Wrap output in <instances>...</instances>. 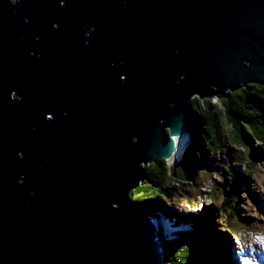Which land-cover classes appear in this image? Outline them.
Listing matches in <instances>:
<instances>
[{
	"label": "water",
	"instance_id": "1",
	"mask_svg": "<svg viewBox=\"0 0 264 264\" xmlns=\"http://www.w3.org/2000/svg\"><path fill=\"white\" fill-rule=\"evenodd\" d=\"M249 83L264 0H0V264H166L168 215L131 192L195 96Z\"/></svg>",
	"mask_w": 264,
	"mask_h": 264
},
{
	"label": "trees",
	"instance_id": "2",
	"mask_svg": "<svg viewBox=\"0 0 264 264\" xmlns=\"http://www.w3.org/2000/svg\"><path fill=\"white\" fill-rule=\"evenodd\" d=\"M219 100L212 103L210 97L193 98L190 145L183 159L175 165L163 158L149 163L144 179L131 192L137 208L162 204L182 213L177 221L190 222L193 233L198 230L197 234H181L185 243L170 244L172 264H227V235H235L239 229H264V219L240 207L245 200L254 199L248 184L258 165L264 164V85L249 83ZM200 170L206 176L199 180ZM192 176L197 177V183L191 185ZM206 179L211 188L208 194L195 195L193 188L200 191ZM202 201L208 204L201 213L180 210L186 204L199 206Z\"/></svg>",
	"mask_w": 264,
	"mask_h": 264
},
{
	"label": "rangeland",
	"instance_id": "3",
	"mask_svg": "<svg viewBox=\"0 0 264 264\" xmlns=\"http://www.w3.org/2000/svg\"><path fill=\"white\" fill-rule=\"evenodd\" d=\"M229 90H227L226 92H228ZM211 97V101L212 103H220V100L218 101V98L221 97V95H213V96H209ZM206 98V97H205ZM208 98V97H207ZM190 135V134H189ZM188 135V137H189ZM189 139L188 140H185L184 144H183V147L182 148V145H181V153H180V158L177 159L176 161H174L175 159H173V162H170L169 164L170 165H175L177 164V162L181 159H183L184 155H185V152H186V149L189 147ZM180 152V150L178 151ZM149 163H147L146 165H148ZM145 165V166H146ZM211 171V170H210ZM213 172V171H211ZM201 174V176L199 177V180L201 177H205L206 176V173L203 171V170H200L199 172ZM213 176H211L210 178L208 179H211ZM215 177V176H214ZM218 175L215 177L217 181H219V178H217ZM192 179H195V180H192ZM192 179L188 181V183H190L191 185L192 184H195L197 183L196 180H197V177H194L192 176ZM210 183L212 182V180L209 181ZM248 188H250V192L251 194L254 196V199H248L246 196V198L248 200H245V203L242 204V206H240L242 209L244 210H248L252 215H256L255 213H257L261 219H264V164H259L257 169H256V172H255V175L253 176L252 178V181H250V183L248 184ZM194 189V194L195 195H198V194H208V191L211 189L210 188V185L208 184L207 182V179L204 180L203 183L200 184V191H196V187L193 188ZM246 189L243 188V191L245 193ZM241 192V193H242ZM207 204H208V201H207ZM207 204H205V202H201L200 205L198 207H196V209H192L193 211L192 212H195V211H198L199 213H201V211H203V209L205 210L207 208ZM155 207H158V208H163V209H160V210H163L166 214H168V217L170 219H173V218H182V213H178V212H175L174 209H167L166 207H164L162 204L161 205H156L154 204ZM138 207V206H137ZM145 207H149V205H145L144 207H141V208H145ZM151 207V206H150ZM153 208V207H152ZM215 211H217V209H215ZM216 213V212H215ZM218 216L220 217V215L218 214ZM221 218H224L221 217ZM180 225V224H179ZM188 225V228H181V229H185V230H180L179 232L180 233H174V232H177V230H174V224L171 226V220L169 222V225L165 226L164 228L166 229L165 231L167 232V236H166V242L167 244L169 243H176L175 241H181L182 243H185V241H187V239H182L180 238L182 235L181 233L185 232V231H190V224L187 223ZM264 231V229H262ZM247 230L245 229H239L238 231H236L235 235H227L226 236V239L224 241V246L226 247L225 250H228L227 248V242H231L233 244V251L235 252H238L240 251V247L239 246H245V249H246V253H249V247H251L252 244L258 242L260 243L259 246L261 247H264V233H262V235L260 236H255L253 235V238H254V242H250L246 236H247ZM198 233V230L196 229V231L192 234H197ZM187 235V234H185ZM188 238V237H187ZM204 238V237H202ZM261 241V242H259ZM241 243V245H237L238 243ZM257 244V243H256ZM238 246V248H237ZM194 247V246H193ZM253 250H256V247L253 246ZM228 252V261L227 263L229 264V261L231 262V264H234L233 261L237 260L236 258L234 259H231V254L229 252V250L227 251ZM259 252V251H258ZM252 255H255L256 256V260L258 261V264H264V254H258L257 252H252ZM168 256H172L171 254V251L168 252ZM226 260V259H225ZM232 260V261H231ZM169 263L167 264H172V260L171 258L169 259ZM236 264V263H235Z\"/></svg>",
	"mask_w": 264,
	"mask_h": 264
},
{
	"label": "clouds",
	"instance_id": "4",
	"mask_svg": "<svg viewBox=\"0 0 264 264\" xmlns=\"http://www.w3.org/2000/svg\"><path fill=\"white\" fill-rule=\"evenodd\" d=\"M211 98V97H210ZM190 136V135H189ZM186 140V139H185ZM179 158H180V156H179ZM154 205V204H153ZM200 205V204H199ZM196 207H198V206H193V205H191V204H186V205H184L180 210H182L183 211V213H185L184 211H188V212H191V211H193L192 209H196ZM197 210V209H196ZM181 211V212H182ZM195 212H197V213H199L198 211H195ZM168 215V214H167ZM168 219H169V222H170V220H171V226L174 224V230H177V232H174V233H180L179 231L180 230H185V229H181V228H188V225H187V223H189L190 224V231H185V232H183V233H181V234H186V232H188V233H193V225L190 223V222H184V221H177V219H175V218H173V219H170L169 217H168ZM180 224V225H179ZM169 225V224H168ZM173 227V226H172ZM248 234H247V236H246V238L250 241V242H254V238H253V235H255V236H260V235H262V233H264V231H248L247 232ZM202 237H203V235H202ZM201 237V238H202ZM181 238V237H180ZM259 242H261V241H259ZM256 243H258V242H256ZM256 243H254V244H252L251 245V247H249V253H246V249H245V246L243 245V246H239V245H241V243L239 242L237 245L240 247V251H238V252H235L234 251V253H235V258L237 259V261H238V264H258V261L256 260L257 258H256V256L255 255H252V252H257L258 254H264V247H261V246H258ZM262 243V242H261ZM225 244V243H224ZM238 246H237V248H238ZM253 246L254 247H256V250H253ZM226 248V247H225ZM259 251V252H258ZM171 258V257H170ZM226 259V258H225ZM229 259V258H228ZM226 261H228L227 259H226ZM170 261L168 260V262L167 263H169ZM166 263V264H167ZM228 264V263H227Z\"/></svg>",
	"mask_w": 264,
	"mask_h": 264
},
{
	"label": "bare ground",
	"instance_id": "5",
	"mask_svg": "<svg viewBox=\"0 0 264 264\" xmlns=\"http://www.w3.org/2000/svg\"><path fill=\"white\" fill-rule=\"evenodd\" d=\"M189 134H190V131H189ZM184 142H185V139H183V140H181L180 141V146L182 145V148H184L183 147V144H184ZM180 153H181V149H180V152H178V154H177V156L175 157V160L174 161H176L177 159H179V156H180ZM181 155H182V153H181ZM173 162V161H172ZM255 175V174H254ZM253 175V176H254ZM253 178V177H252ZM259 244L260 243H257V245L259 246ZM227 248H228V250H229V252H230V254H231V259H234L235 258V253H234V251H233V244L231 243V242H227ZM227 250V251H228ZM232 261V260H231ZM238 261H233V263L235 264V263H237Z\"/></svg>",
	"mask_w": 264,
	"mask_h": 264
},
{
	"label": "snow or ice",
	"instance_id": "6",
	"mask_svg": "<svg viewBox=\"0 0 264 264\" xmlns=\"http://www.w3.org/2000/svg\"><path fill=\"white\" fill-rule=\"evenodd\" d=\"M49 119H51V117H49ZM21 183H22V181H21Z\"/></svg>",
	"mask_w": 264,
	"mask_h": 264
}]
</instances>
